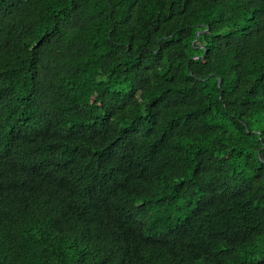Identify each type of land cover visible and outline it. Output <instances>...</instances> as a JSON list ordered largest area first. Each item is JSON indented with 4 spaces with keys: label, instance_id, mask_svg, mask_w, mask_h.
I'll return each mask as SVG.
<instances>
[{
    "label": "trees",
    "instance_id": "obj_1",
    "mask_svg": "<svg viewBox=\"0 0 264 264\" xmlns=\"http://www.w3.org/2000/svg\"><path fill=\"white\" fill-rule=\"evenodd\" d=\"M0 264H264V0H0Z\"/></svg>",
    "mask_w": 264,
    "mask_h": 264
},
{
    "label": "water",
    "instance_id": "obj_2",
    "mask_svg": "<svg viewBox=\"0 0 264 264\" xmlns=\"http://www.w3.org/2000/svg\"><path fill=\"white\" fill-rule=\"evenodd\" d=\"M200 34V33H199ZM199 34H198V37H197V39L199 38Z\"/></svg>",
    "mask_w": 264,
    "mask_h": 264
}]
</instances>
